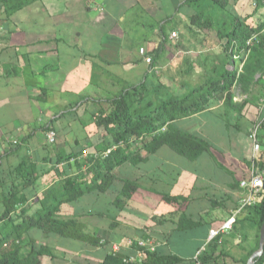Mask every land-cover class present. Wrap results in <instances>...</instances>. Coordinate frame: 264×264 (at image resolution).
Segmentation results:
<instances>
[{
  "label": "crops",
  "instance_id": "obj_1",
  "mask_svg": "<svg viewBox=\"0 0 264 264\" xmlns=\"http://www.w3.org/2000/svg\"><path fill=\"white\" fill-rule=\"evenodd\" d=\"M250 7L251 0H240L226 8L230 15L225 18L242 16ZM195 8L188 0H33L8 16L0 0V181L11 187L13 169L30 161L36 180L21 191L29 196L24 205L32 204L27 215H41V196L48 189L72 186L64 185L67 179L81 183L88 170L96 169L85 156L58 163V152L79 151L81 144L98 138L91 125L97 105L148 77L163 76L159 88L166 95L189 92L205 81L208 61L219 64L228 37L218 30L223 27L225 33L229 23L214 20L212 27L218 30L212 35L201 25L192 31ZM141 48L152 63L145 61ZM230 50L234 68L244 72L240 62L246 45L233 40ZM175 59L178 72L169 79L166 74ZM257 70L250 65L244 82L232 88L233 100L219 93L206 104L227 95L240 118L226 121L204 109L181 118L192 121L187 132L211 145L198 158L165 145L143 162L119 165L108 190L96 189L63 204L51 219L68 224L53 222L50 232L31 228L30 243L52 250L43 264H104L111 254L136 256L137 245L129 241L141 238L154 240V249L147 252L174 256L180 260L175 264H249L258 250L247 263L243 258L259 232L254 207L264 193L243 205L250 191L241 181L251 180L254 173L264 176L256 165H264V111L258 107L264 97V72ZM237 85L248 95L244 104L235 100ZM256 89L261 93L250 101ZM257 119L259 157L249 136ZM51 130L57 133L54 143L48 139ZM127 179L138 183L131 196L125 195ZM57 195L50 194L47 203ZM231 217L233 228L211 237V230ZM114 245L121 247L117 253ZM199 254L207 257L205 263Z\"/></svg>",
  "mask_w": 264,
  "mask_h": 264
},
{
  "label": "trees",
  "instance_id": "obj_2",
  "mask_svg": "<svg viewBox=\"0 0 264 264\" xmlns=\"http://www.w3.org/2000/svg\"><path fill=\"white\" fill-rule=\"evenodd\" d=\"M3 1L5 13L11 16L33 0ZM239 1L188 0L193 8L199 7L198 11L196 12L195 8L190 16L191 24L195 26L191 27L192 31H195L198 25L211 28L215 18H219L220 15L224 20L223 26L229 23V27L223 33L225 37H228L223 59L219 64L208 61L209 67L205 68V81L189 92L174 91L166 95L163 89L159 88V83L161 85L164 83V77H148L141 84L132 86L119 95L109 98L106 103L97 105L92 113L91 125L98 138L89 139L81 144L79 151L58 152L59 155L61 154L58 163L68 162L72 158L78 160L80 156H85L97 164L96 169L88 170L87 176L81 183H77L75 179H67L63 182L64 185L72 186L45 191L41 196L40 216L27 215L32 204L26 207L24 203L29 196L21 194V191L36 180V172L34 167L30 166V161L24 160L13 169L14 179H12L11 187L6 188L4 182L0 181V264H43V257L52 255V250L48 245H38L36 241L30 243V237L27 235L30 229L41 227L50 232L53 222L68 224V221L51 218L59 212L63 204L74 201L87 192L96 189L102 192L108 190L116 180L115 169L119 165L128 161L135 164L143 162L149 155L165 145L191 159L198 158L204 151L211 148L207 140L177 128L174 121L198 113L207 106V102L212 97L219 93H226L233 100L232 88L237 82H244L245 72H249L250 65H244V72H240L238 67L234 68L230 47L233 40L244 46L250 39L259 37L264 31V0H251L249 12H245L242 16L235 15L228 21V17L225 18L227 15L220 10ZM212 9H216L217 12L212 13ZM202 20H204L203 25ZM222 32H224L223 27L220 33ZM248 46H246L247 49H249ZM248 77L251 78L250 75ZM52 128L51 126L50 129ZM261 169L264 170L263 164ZM89 174H92L90 183L86 184ZM125 184L126 196H131L132 192L138 188V183L129 179L125 181ZM50 194H58V197L54 202L51 198L48 199L47 203L46 199ZM254 208L257 212L256 224L259 232L253 248L243 258L245 263L260 248L261 227L264 223V193ZM25 214L27 218L24 217ZM29 245L32 246L25 253L24 250ZM147 253L143 264H175L180 261L174 256H161L155 252ZM124 258L123 254H111L105 258L104 264H127ZM200 259L205 263L207 257L203 256ZM255 264H264V253L255 259Z\"/></svg>",
  "mask_w": 264,
  "mask_h": 264
},
{
  "label": "rangeland",
  "instance_id": "obj_3",
  "mask_svg": "<svg viewBox=\"0 0 264 264\" xmlns=\"http://www.w3.org/2000/svg\"><path fill=\"white\" fill-rule=\"evenodd\" d=\"M220 11L222 13L228 15V16L230 15V13H227L226 12V8L224 10H220ZM230 17L232 18L233 16H230ZM221 19H222L221 15H220L219 18H215V20H217V21L218 20L220 21ZM214 30H218V28H216V26L215 27L208 28L207 29L208 34H211L212 35L213 32H216ZM218 31H221V30H218ZM218 34L221 35L223 33L218 32ZM218 34H217V36H218ZM250 41L251 42H248L246 44V46L249 45L248 47L250 49H247L246 53L242 55L243 56V58H242L243 61H242V63L240 62V67H241V69H243L244 65L247 63L248 65H256L258 67V70H257L258 72H259V70H260V72H264V36L261 33L259 37L257 36L255 38H253V40L250 39ZM166 62H168V61H163V60L161 61L162 64H165ZM170 62H171V64H173L174 68L172 69V72L173 73L172 72L171 73L170 72L169 73L167 72V74H166V76L169 79L173 77L172 76L173 74H175V75L177 74V72H178L177 66L179 64V61L177 59H175L173 61H170ZM196 77H199V76L197 74H195L194 78H196ZM260 93H261V91H259L258 89H256L255 92H252L253 97L251 99H249V100L251 101L255 97H258L257 95L260 94ZM234 94H235V97H236L235 100H237L241 104H244L245 101L247 100L246 99V96H248V95L246 94L245 91H243V89L241 88L240 85H237L235 87ZM260 101L261 100H259V103H260ZM233 107L234 106H232V103H231L229 97H227V95H222V96L214 99L213 101H211L210 104L207 107L203 108V109L206 110L209 113L210 116H215L216 117V116H219L220 115V117L221 118H224L226 121H228V120L233 121L232 119H229V118H231V117L240 118V116L238 115V113L235 110H233ZM258 107L260 109L259 104H258ZM177 120L178 121H177L176 125H177L178 128L183 129V130H186V131H189L190 130L189 127L191 126V123H192L191 120L181 119V118H179ZM257 120H256V122L253 121L252 125L249 127V132H250L249 133V136L250 137H251L252 133L254 132V130L256 129V127L260 126L259 123L261 122V120L260 119L258 121ZM259 129H260V127H259ZM253 143H254L255 157H259L260 156L259 155V152L255 149V142H254V140H253ZM259 143H260V145H262V143L260 141H259ZM256 165L261 167V163H259V161L256 162ZM35 238H38V237L36 236ZM39 239L42 240V236H39ZM38 245H40V242H39ZM30 248L31 247L28 246L27 249L24 250V252L26 253Z\"/></svg>",
  "mask_w": 264,
  "mask_h": 264
},
{
  "label": "built area",
  "instance_id": "obj_4",
  "mask_svg": "<svg viewBox=\"0 0 264 264\" xmlns=\"http://www.w3.org/2000/svg\"><path fill=\"white\" fill-rule=\"evenodd\" d=\"M173 36H177V33H173ZM253 40V39H252ZM251 42V41H249ZM140 52L145 56V61L147 63H152L153 59L151 56H149L147 54V51L145 48H141ZM260 109L262 111H264V97L261 99L260 102ZM259 127H256V129L254 130V132L251 135V138L254 140L255 142V149L257 151H259L260 149V143L258 142V131H259ZM56 137H57V133L55 130H51L48 134V139L51 143H54L56 141ZM241 185L244 188H247L250 191V196L248 198H246L243 202V205H249L250 203H252L254 201V195L256 193H259L260 191L264 190V176L261 174H257L254 173L253 177L251 180H242L241 181ZM235 222V218L231 217L228 220H226L221 227H219L218 229H212L211 230V237H215L216 235L219 234L220 231H227L233 228V224ZM129 244L132 245H137L138 251H137V255L136 256H129V257H125L124 261L126 263H138L140 261H143L144 258L146 257V253L148 250H152L154 249V240L151 238H141L137 241L134 240H130ZM120 246L119 245H114V251L117 253L118 251H120ZM199 254L197 257L200 258Z\"/></svg>",
  "mask_w": 264,
  "mask_h": 264
},
{
  "label": "water",
  "instance_id": "obj_5",
  "mask_svg": "<svg viewBox=\"0 0 264 264\" xmlns=\"http://www.w3.org/2000/svg\"><path fill=\"white\" fill-rule=\"evenodd\" d=\"M264 253V223L261 227L260 249L256 251L249 260V264H255V259Z\"/></svg>",
  "mask_w": 264,
  "mask_h": 264
}]
</instances>
